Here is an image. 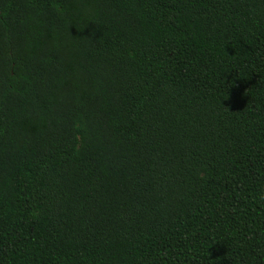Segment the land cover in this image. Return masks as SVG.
<instances>
[{
	"label": "trees",
	"instance_id": "16d2710c",
	"mask_svg": "<svg viewBox=\"0 0 264 264\" xmlns=\"http://www.w3.org/2000/svg\"><path fill=\"white\" fill-rule=\"evenodd\" d=\"M0 264H264V0H0Z\"/></svg>",
	"mask_w": 264,
	"mask_h": 264
}]
</instances>
